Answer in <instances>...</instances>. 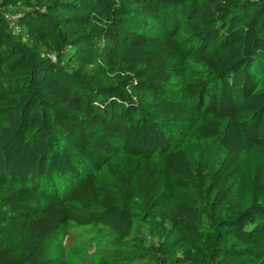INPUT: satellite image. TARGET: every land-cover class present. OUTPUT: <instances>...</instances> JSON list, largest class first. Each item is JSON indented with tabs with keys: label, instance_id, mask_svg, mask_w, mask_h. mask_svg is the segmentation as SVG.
<instances>
[{
	"label": "trees",
	"instance_id": "16d2710c",
	"mask_svg": "<svg viewBox=\"0 0 264 264\" xmlns=\"http://www.w3.org/2000/svg\"><path fill=\"white\" fill-rule=\"evenodd\" d=\"M263 77L264 0H0V264H264Z\"/></svg>",
	"mask_w": 264,
	"mask_h": 264
},
{
	"label": "rangeland",
	"instance_id": "374dc122",
	"mask_svg": "<svg viewBox=\"0 0 264 264\" xmlns=\"http://www.w3.org/2000/svg\"><path fill=\"white\" fill-rule=\"evenodd\" d=\"M189 78L202 76L204 68L194 57L189 59ZM264 85V77L261 86ZM170 89L182 92L183 82L172 80L168 84ZM192 160L198 159L200 154L208 164L215 167L219 164L222 151L216 140L199 141L194 135L188 136L184 142ZM145 243H154L147 234L145 227L141 228ZM69 238H60L61 245H65L64 260L68 264H99L103 259L111 262H121L128 256L127 251L115 247L112 232L103 227L69 226Z\"/></svg>",
	"mask_w": 264,
	"mask_h": 264
}]
</instances>
